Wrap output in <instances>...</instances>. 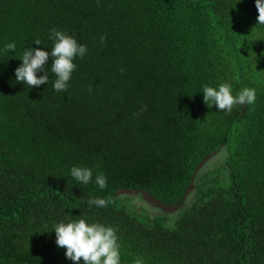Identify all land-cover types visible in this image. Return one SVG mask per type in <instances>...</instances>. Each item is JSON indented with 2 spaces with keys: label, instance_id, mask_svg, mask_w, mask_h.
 I'll return each instance as SVG.
<instances>
[{
  "label": "trees",
  "instance_id": "16d2710c",
  "mask_svg": "<svg viewBox=\"0 0 264 264\" xmlns=\"http://www.w3.org/2000/svg\"><path fill=\"white\" fill-rule=\"evenodd\" d=\"M257 17L255 0H0V50L16 44V58L0 51V264H74L52 228L81 218L117 229L121 264H264ZM53 28L88 49L64 93L51 58L48 84L15 81L24 49H51ZM226 82L234 94L254 88L256 102L231 115L207 107L203 86ZM217 149L173 213L137 212L140 194L115 195L180 205ZM73 166L91 168L92 182L75 181Z\"/></svg>",
  "mask_w": 264,
  "mask_h": 264
},
{
  "label": "clouds",
  "instance_id": "9594fccd",
  "mask_svg": "<svg viewBox=\"0 0 264 264\" xmlns=\"http://www.w3.org/2000/svg\"><path fill=\"white\" fill-rule=\"evenodd\" d=\"M258 10L257 24L264 26V0H255ZM48 39L53 42L51 49L46 47H26L19 57L21 64L14 70L15 81L23 82L30 88L39 87L49 82V67H45L51 58L50 72L56 78L53 89L58 93L68 90L69 81L77 68L75 61L83 58L88 49L79 43L73 35L53 28ZM35 45H42L39 39L33 40ZM11 50V51H10ZM15 57L16 44L10 42L0 50ZM16 58V57H15ZM38 73H43L38 75ZM203 101L207 107L213 105L228 115L233 110H242L256 102V90L250 87L242 88L238 93H233L231 83H222L217 87L204 85L202 89ZM146 107V106H143ZM71 177L79 184L88 185L93 179V170L88 167L73 166L70 169ZM95 184L100 189L107 187V178L101 173L95 177ZM110 200L93 198L91 205L106 208ZM55 231V243L65 249V257L80 264H121V246L117 229L111 225L100 222L89 223L85 218L79 220L61 221L52 228ZM134 264H144L142 259H137Z\"/></svg>",
  "mask_w": 264,
  "mask_h": 264
},
{
  "label": "water",
  "instance_id": "95a60500",
  "mask_svg": "<svg viewBox=\"0 0 264 264\" xmlns=\"http://www.w3.org/2000/svg\"><path fill=\"white\" fill-rule=\"evenodd\" d=\"M218 149L217 150H214L212 152H210L206 157H204L202 160H200L198 162V164L196 165V167L194 168V172H193V175L191 177V180H190V185L189 187L185 190L184 194H183V197H182V201L180 203V205H167V204H164L162 202H160L158 199H156L155 197H153L150 193H148L147 191H144V190H133V189H127V190H118L116 192L115 195H119V194H140L141 198L147 202L149 205H151L152 207L154 208H157L163 212H167V213H173L175 211H177L179 208H181L184 203H185V200H186V197L189 193L190 190H192L194 188V184H193V181H194V178H195V175H196V172L209 160L211 159L216 153H217Z\"/></svg>",
  "mask_w": 264,
  "mask_h": 264
},
{
  "label": "rangeland",
  "instance_id": "374dc122",
  "mask_svg": "<svg viewBox=\"0 0 264 264\" xmlns=\"http://www.w3.org/2000/svg\"><path fill=\"white\" fill-rule=\"evenodd\" d=\"M207 163H210L212 165L216 164L217 163V157H215L213 159L212 158L209 159L204 165H206ZM132 200H133V204L132 205L135 207L137 212H141V210H144V212H141V213L148 214L150 216L158 215L159 212H160L159 209L150 207L147 203H145V201H143L142 198L138 197V199H137V197H136V198H133Z\"/></svg>",
  "mask_w": 264,
  "mask_h": 264
}]
</instances>
